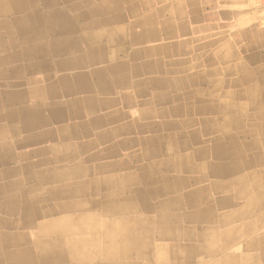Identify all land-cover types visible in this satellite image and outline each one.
Listing matches in <instances>:
<instances>
[{
    "label": "crops",
    "instance_id": "obj_1",
    "mask_svg": "<svg viewBox=\"0 0 264 264\" xmlns=\"http://www.w3.org/2000/svg\"><path fill=\"white\" fill-rule=\"evenodd\" d=\"M215 262L264 264V0H0V264Z\"/></svg>",
    "mask_w": 264,
    "mask_h": 264
},
{
    "label": "bare ground",
    "instance_id": "obj_2",
    "mask_svg": "<svg viewBox=\"0 0 264 264\" xmlns=\"http://www.w3.org/2000/svg\"><path fill=\"white\" fill-rule=\"evenodd\" d=\"M94 8H95V7H94ZM97 8H98V7H97ZM98 9H99V8H98ZM85 11H86V10H85ZM87 11H88V10H87ZM99 11H100V10H99ZM124 11H125V10H124ZM105 12H106V11H105ZM106 14H107V13H106ZM31 15H32V14H31ZM31 15H30V16H31ZM98 15H99V14H98ZM23 16H24V15H23ZM26 16H27V15H26ZM120 16H121V15H120ZM94 17H95V16H94ZM107 17H108V16H107ZM113 17H114V16H113ZM13 18H14V17H13ZM28 18H29V17H28ZM103 20H105V19H103ZM111 20H112V19H111ZM4 21H5V20H4ZM101 21H102V20H101ZM111 23H113V21L110 22V24H111ZM40 24H41V23H40ZM40 24H39V25H40ZM42 25H43V24H42ZM102 25H103V24H102ZM81 27H82V26H81ZM24 28H25V27H24ZM36 28H37V26H36ZM25 29H26V28H25ZM18 30H19V29H18ZM22 30H23V28H22ZM37 30H38V29H37ZM45 31H46V30H45ZM6 42H8V41H6ZM2 44H3V43H2ZM1 46H2V45H1ZM76 108H77V107H76ZM175 139H176V138H175ZM261 180H262V179H261ZM178 186H179V185H178ZM121 203H122V202H121ZM215 263H216V262H215ZM216 264H217V263H216Z\"/></svg>",
    "mask_w": 264,
    "mask_h": 264
}]
</instances>
